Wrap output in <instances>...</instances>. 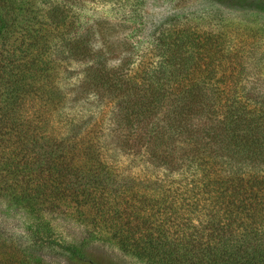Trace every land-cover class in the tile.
<instances>
[{
    "label": "trees",
    "instance_id": "trees-1",
    "mask_svg": "<svg viewBox=\"0 0 264 264\" xmlns=\"http://www.w3.org/2000/svg\"><path fill=\"white\" fill-rule=\"evenodd\" d=\"M82 4L0 0V203L26 218L22 238L0 232V264L83 262L94 243L264 264V26L208 11L144 50L98 48Z\"/></svg>",
    "mask_w": 264,
    "mask_h": 264
},
{
    "label": "rangeland",
    "instance_id": "rangeland-1",
    "mask_svg": "<svg viewBox=\"0 0 264 264\" xmlns=\"http://www.w3.org/2000/svg\"><path fill=\"white\" fill-rule=\"evenodd\" d=\"M110 1L82 0V24L98 34L95 38L98 48L107 45L119 50L132 45L144 50L158 30L172 20L186 16L192 19L209 12H217L223 18L220 19L228 32L234 30L243 36L247 34V28H254L257 23L264 26V0H141L139 3V0H133L134 6H114ZM260 45L264 47V42ZM115 57V62L122 58L120 55ZM25 221L21 213L7 211L0 203L1 233L22 238ZM65 231L69 239L80 238L81 232L76 226H67ZM88 252L89 257L83 262L52 254L45 258V264H140L116 249L98 243L90 245Z\"/></svg>",
    "mask_w": 264,
    "mask_h": 264
}]
</instances>
